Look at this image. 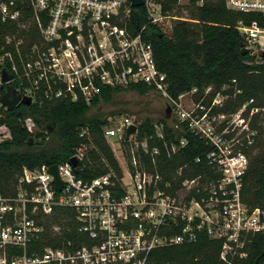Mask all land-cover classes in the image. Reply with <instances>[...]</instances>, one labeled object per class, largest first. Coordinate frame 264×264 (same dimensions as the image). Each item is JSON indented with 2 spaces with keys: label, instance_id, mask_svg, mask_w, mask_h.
Wrapping results in <instances>:
<instances>
[{
  "label": "built area",
  "instance_id": "obj_1",
  "mask_svg": "<svg viewBox=\"0 0 264 264\" xmlns=\"http://www.w3.org/2000/svg\"><path fill=\"white\" fill-rule=\"evenodd\" d=\"M224 1L228 9L259 14L264 21V0ZM140 7L146 21L135 25L129 0H0V98L19 96L14 108L25 99L41 105L81 97L89 104L100 96L102 85L145 84L169 100V113L178 119L167 127L190 132L208 146L204 169L194 177L186 174L187 163L170 173L160 169L187 143L184 137L167 140L163 122L153 124L161 149L149 143L151 136L139 137V124L130 117L108 119L102 135L120 153L119 176L80 177L78 162L90 148L82 144L56 164L60 190L50 165L41 164L23 166L12 192L0 191V264H145L152 249L192 242L199 232L221 241L220 258L232 264L227 255H246V234L264 231V210L240 197L255 136L241 118L258 107L249 99L228 115L214 114L212 107L223 100L216 94L209 105L200 99L185 110L177 99L196 88L172 99L166 75L155 64L147 27L165 32L172 20L184 18L163 11L160 0H143ZM236 29L250 54L264 51V26L239 21ZM3 71L9 80L2 81ZM6 111L0 102V119ZM217 117L224 123L220 132L212 125ZM21 123L34 134L31 115L22 116ZM131 125L135 131L127 137ZM236 125V132L225 136ZM86 133L87 127H81L79 135ZM0 134V139L9 136L4 123ZM60 209L71 210L75 236L38 249L43 235L60 236L70 228L49 225Z\"/></svg>",
  "mask_w": 264,
  "mask_h": 264
},
{
  "label": "trees",
  "instance_id": "obj_2",
  "mask_svg": "<svg viewBox=\"0 0 264 264\" xmlns=\"http://www.w3.org/2000/svg\"><path fill=\"white\" fill-rule=\"evenodd\" d=\"M162 9L171 16L182 17L179 0H160ZM188 14L184 19H174L169 33L160 31L156 26L148 25L153 57L156 66L165 73L167 92L172 99L192 88H196L195 99L202 96L205 86H212L205 95L202 104L209 105L216 94L225 96L221 106H213L214 114L226 115L234 112L240 105L253 99L254 105L264 106V51L257 54H242L240 47L242 36L236 24L243 21L249 24L256 21L264 26L259 14L243 13L230 10L224 0H188ZM132 20L135 25L146 21L143 7H133ZM224 87V88H223ZM121 86L102 85L100 96L87 104L81 97L75 101L70 98L25 104L6 111L0 124L4 123L9 136L0 139V191L12 192L22 167L29 168L41 164L52 165L66 161L82 144L89 145L87 155L78 162L77 174L91 178L112 172L120 175V166L109 143L102 135V126L106 119L92 117L84 119V114L91 105L99 100H110ZM125 89L143 94L151 90L145 84H132ZM31 115L36 130L27 131L21 123V117ZM164 123V122H163ZM81 127H87L84 136L79 135ZM166 139L184 137L187 141L171 159L164 160L160 169L171 172L187 163L190 177L197 176L205 167L204 154L209 151L202 140L190 132H173L164 123ZM139 137L151 136L150 144L162 143L154 138V126L149 121L138 125ZM32 137L31 144L28 138ZM1 138V134H0ZM200 161H196V158ZM241 200L249 207L264 210V151L250 158L246 174L240 188ZM72 212L60 209L53 213L50 224H64L69 229L62 230V235H43L36 242L37 248L51 245L58 246L60 240L72 239L74 230L69 220ZM246 255H227L232 264H260L264 261V231L246 234L244 238ZM221 241L209 238L199 232L192 242L170 244L152 249L145 264H227L220 258Z\"/></svg>",
  "mask_w": 264,
  "mask_h": 264
},
{
  "label": "rangeland",
  "instance_id": "obj_3",
  "mask_svg": "<svg viewBox=\"0 0 264 264\" xmlns=\"http://www.w3.org/2000/svg\"><path fill=\"white\" fill-rule=\"evenodd\" d=\"M187 2L188 0H179V11L182 17L189 16L188 8H186ZM173 21L174 20L171 21V24ZM170 28L171 26H167L165 28V33H169ZM211 87L212 86L210 84L205 86L203 94L198 100H204L205 95L211 91ZM221 99L224 100L225 96H221ZM177 100L181 102V105L185 110H190L193 102L198 101L195 99L194 94L190 93L185 94ZM168 106L169 100L160 93L152 90H146L145 93L140 94L134 90L123 88L114 92L110 100L105 101L101 99L96 104L91 105L90 109L84 114L83 118L90 119L92 117H99L108 121V119L116 120L123 116H128L137 124L149 121L152 124L164 122L168 125H172L178 118L170 113H166L165 110ZM257 107L258 112H255L252 115L246 113L241 118L242 122H246L247 126L255 134L254 145L248 151L250 158L257 155V153H262L264 151V106L257 105ZM220 122L221 119L218 117L212 122V125L215 127L217 132H220L223 128L222 125H224V123ZM237 125L236 127L233 126L229 128L227 132H225V136L229 137L233 135L237 130ZM112 152L115 157L117 154V161L119 159L121 160L120 153L117 149L116 154L113 150Z\"/></svg>",
  "mask_w": 264,
  "mask_h": 264
},
{
  "label": "water",
  "instance_id": "obj_4",
  "mask_svg": "<svg viewBox=\"0 0 264 264\" xmlns=\"http://www.w3.org/2000/svg\"><path fill=\"white\" fill-rule=\"evenodd\" d=\"M131 7H140L143 4V0H129ZM240 51L242 54H247L250 52V50L243 48L242 44L240 47ZM11 78V75H9L8 73H6L5 71L2 72V81H7ZM19 101V96L15 95L14 93H12V97L8 98L7 95H3L0 98V102L5 105L7 107L8 110H12ZM23 103L25 104H29L30 100L29 99H25L23 100ZM166 113L169 114L170 112V108L169 106L166 107ZM135 131V126L131 125L127 132H126V136H130L133 134V132ZM33 141L32 137L28 138V143L31 144ZM71 162L73 165H76V159L75 158H71ZM49 171L51 173V175L53 176V181L57 187L58 190H60L62 188L63 182L61 181L60 177H59V173H58V169H57V165L56 164H52L49 166Z\"/></svg>",
  "mask_w": 264,
  "mask_h": 264
}]
</instances>
